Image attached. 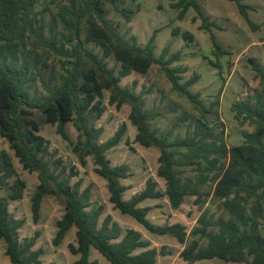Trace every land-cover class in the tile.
Returning <instances> with one entry per match:
<instances>
[{"label":"trees","instance_id":"obj_1","mask_svg":"<svg viewBox=\"0 0 264 264\" xmlns=\"http://www.w3.org/2000/svg\"><path fill=\"white\" fill-rule=\"evenodd\" d=\"M39 0H0V135L6 138L23 168L37 171L40 182L32 196V213L36 223L41 217L44 198L49 194L60 197L65 206L63 216L57 220V232L53 242L59 245L68 232L75 227L77 243H70V251L78 255L72 264H98L91 259V249L96 248L111 264H155L159 255L165 254L144 238L141 231L123 230L108 213L103 218L105 205L93 206L92 185L84 186V178L75 166H69L51 149V142L39 133L43 124L56 123L57 131L69 140L66 125L72 122L78 131L74 151L81 164H87L92 156L95 171L103 176L114 207L135 218L147 230L160 235L169 234L180 243L190 242L181 251L185 264L219 257L227 261L248 264H264V103L252 98L238 100L233 105L237 117L244 116L255 124V130L246 133L242 144L229 146L223 131H217L208 113L214 111L215 102L207 106L198 92L190 86L200 79L195 73L184 82L183 73L188 66L172 64L181 60V52L170 53V47L155 55L156 29L144 45L138 36L128 43L108 18L105 2L118 8L123 0H70L56 15V22L48 35L44 25L31 15ZM235 2L244 19L253 24L249 5L244 0ZM179 18L194 6L202 19L201 28L211 32L214 54L228 53L216 39L212 27L222 29L216 21H210L197 0H182ZM128 21L133 10L121 9ZM89 23L85 35V23ZM39 23V24H38ZM175 33L188 40L194 34L179 27ZM34 40H31V36ZM94 44V48L88 44ZM32 46V47H31ZM100 48L102 52L96 50ZM38 48L60 55L62 72L47 75ZM114 56L120 64L118 73L109 66L108 58ZM260 77L264 91V66L256 58H249ZM220 64V62H218ZM153 64H159L172 84L173 90L186 96L202 118L184 136L175 135V126L158 133L150 121L160 111L145 109L146 94L130 87L121 86L123 78L133 72L146 74ZM42 92H34L36 83ZM105 90L110 91V104L117 108L125 103L131 105L130 118L137 127L136 141L146 147L160 150L158 176L166 181V190L158 188L155 179L149 178L144 189L124 198L129 186L121 180L129 176L127 164L112 165L108 151L119 145L127 133L123 122L115 133L101 141L103 126L96 123L106 110ZM191 169H190V168ZM194 171L195 174L188 172ZM214 184L212 190H206ZM0 186L9 189L7 196H0V238L6 245L11 264H41L44 249L36 248L42 232L20 238L19 229L24 220L10 211L11 201L24 195L26 181L18 174L13 156L0 149ZM166 195L172 208H179L186 196L194 195L195 203L212 195L222 201L229 213L228 218L214 219L204 211L197 224L187 232L180 222L156 224L149 218L151 206L142 205L147 199ZM214 228H216L214 230ZM206 243L203 244V241ZM50 264H56L52 262Z\"/></svg>","mask_w":264,"mask_h":264},{"label":"rangeland","instance_id":"obj_2","mask_svg":"<svg viewBox=\"0 0 264 264\" xmlns=\"http://www.w3.org/2000/svg\"><path fill=\"white\" fill-rule=\"evenodd\" d=\"M203 13L210 21H216L222 29L212 27L218 43L228 53L220 56L214 54V44L211 32L202 29V19L194 6H190L184 18H179L182 0H123L118 2L116 8L111 2H105L108 11L107 18L114 24L119 33L128 43H132V36H138L139 44L144 46L154 31H157L155 55L159 56L165 46L170 47L169 56L177 51L181 52V60L172 65L188 66V71L183 73L182 82L193 74H200V79L190 89L198 92L200 98L207 106L215 102L214 111L208 113L217 131H223L224 138L229 146L242 144L245 134L255 130V124L246 120L244 116L237 117L233 105L238 100L251 97L253 102L258 100L264 103V91L254 63L249 59L256 58L259 66H264V0H244L249 5V13L253 24H249L240 13L235 2L230 0H197ZM70 0H39L36 4L32 17L44 25L45 34L48 35L52 26L61 30L62 26L57 24L56 15L60 8L69 4ZM121 9H129L131 20L126 19ZM39 24V23H38ZM89 23L86 21L84 34L88 33ZM179 27L182 31L188 30L194 34L193 40L182 37L175 33ZM31 40H34L32 34ZM90 47H95L89 43ZM32 47V46H31ZM100 53L102 50L96 47ZM36 52L43 61L44 70L47 75L52 72H62V57L53 51L38 48ZM109 66L116 73L120 64L112 55L108 59ZM220 62V64L218 63ZM36 83L34 92L40 93L42 85ZM121 86L130 87L140 93L142 89H148L146 94L147 105L145 109H156L160 114L150 121L151 128L161 132L175 126V135L184 136L188 130H192L198 119L202 118L200 110L184 95L173 90L170 80L159 64H153L146 74L133 72L123 78ZM110 91L105 90L104 105L106 110L97 121L98 126L104 127L101 141L112 136L118 127L126 122L127 133L121 143L108 151V157L112 165L127 164L129 176L121 180L129 186L124 198L129 199L136 192L144 189L149 178L158 183L161 191L166 190V181L158 176L160 165V150L157 147H146L136 141L137 127L133 124L130 114L131 105L125 103L121 108L110 104ZM69 140H65L57 131L56 123L43 124L40 134L51 142V149L57 150L65 163L75 166L78 175L73 181L80 177L84 178V186L92 185V203L105 205L102 218L110 213L120 224L123 233L129 228H135L142 232L144 238L152 241V245L161 249L165 246V254L159 255L155 264H185L181 251L192 239L190 235L185 243H180L169 234L160 235L147 230L135 218L121 213L110 201V192L106 179L95 171L92 156L87 157V164L83 165L76 152L74 145L77 142L78 131L72 122L66 125ZM0 149H6L13 156L15 168L18 174L26 181V188L21 199L11 201L9 209L16 218L23 219L24 223L19 229L20 238L34 235L38 229L42 232L38 239L36 248L42 247L44 254L41 264H72L78 259L69 249L70 243H77L76 228L73 227L59 245L54 244L53 238L57 232L56 222L65 211L63 200L55 194H49L44 198L41 217L38 223L33 219L32 196L40 182L37 171H29L23 168L19 158L10 147L5 137L0 135ZM190 168V167H189ZM191 169V168H190ZM195 174L194 171L188 172ZM214 184H209L206 190L210 191ZM9 189L0 186V196H7ZM196 196H186L179 208H172L166 195L160 198L147 199L142 205L151 206L149 218L156 224H168L180 222L187 228V232L197 224L199 216L208 211L209 216L215 220L228 218L229 213L222 206V201L206 196L201 204L195 203ZM216 228H214L215 230ZM261 233L264 234L263 228ZM206 240L203 241V244ZM91 259L97 260L98 264H111L96 248L91 249ZM0 264H11L6 254V245L0 238ZM197 264H248L247 261H227L219 257L198 261Z\"/></svg>","mask_w":264,"mask_h":264}]
</instances>
